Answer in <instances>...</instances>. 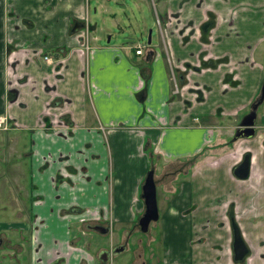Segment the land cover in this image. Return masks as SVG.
I'll return each instance as SVG.
<instances>
[{"label": "crops", "instance_id": "crops-1", "mask_svg": "<svg viewBox=\"0 0 264 264\" xmlns=\"http://www.w3.org/2000/svg\"><path fill=\"white\" fill-rule=\"evenodd\" d=\"M25 1L0 0V117L7 121L0 187L29 188L21 198L31 215L0 205V252L5 239L4 253L19 249L12 243L28 232L33 264H106L75 242L73 226H107L110 219L118 228L134 225L144 210L146 172L156 180L164 169L170 182L156 184L155 196L171 264H234L229 206L248 249L239 264H264V98L253 136L234 138L264 79V0H155L161 48L150 46L143 56L110 38L90 44L49 37L42 48L15 26L17 18L29 26L35 19ZM201 62L217 65L192 69ZM183 64L185 89L173 94L168 66L180 77ZM246 153L248 176L239 180L231 171ZM108 166L117 175L111 184ZM218 179L231 190L220 201L211 189ZM182 183L198 201L187 214L176 188ZM15 214L17 222L9 221ZM139 245L141 264H155ZM7 261L0 255V264Z\"/></svg>", "mask_w": 264, "mask_h": 264}, {"label": "rangeland", "instance_id": "rangeland-1", "mask_svg": "<svg viewBox=\"0 0 264 264\" xmlns=\"http://www.w3.org/2000/svg\"><path fill=\"white\" fill-rule=\"evenodd\" d=\"M24 4L34 9L33 17L35 19H29L31 24V26H29L27 25L28 23L22 22L21 18H17L15 26L20 28L18 32L21 35H33L35 37L34 39L39 42L42 48H44V44H46L49 37H51L54 42L76 39L83 43L88 39L90 44H96L97 42V44H106V39L110 38L109 44L125 45L128 44L126 42H130L131 46H136L137 44L142 46V44L146 42L148 31H150V46L158 45L159 48H161V40L158 34V25L156 23V19L158 21L157 17H161V10L155 0H26ZM252 10L255 9L253 8ZM36 20L48 21L47 27H45L44 24H38ZM74 28L75 31L73 32ZM203 68L201 70H203ZM207 69H210V67L207 66ZM26 139L28 140V137ZM25 150L26 149H24V151ZM17 160V155H14L11 162L16 163ZM154 163L156 164V161H154ZM0 166H3L1 152ZM162 171L156 172L155 176L158 175L160 177L161 175V179L159 177L156 179L158 180L156 184L159 187L166 188L170 182V176L164 169ZM107 175H109V184L112 183V179L117 178L116 172H111L109 166ZM187 180H189V177H187ZM212 184L213 186L211 189L215 188L213 191L215 190L214 197L216 201L223 200L225 195L231 191L230 187L220 179L216 182L214 181ZM220 184L222 185L221 188H219ZM182 185L183 183L179 187L176 185V188L178 189V193L181 194L180 200L181 203L185 204L184 212L187 214L188 211L197 206V195H192L187 185L184 188H182ZM19 192L20 194L23 192V194L20 195ZM26 195L28 197L30 196L29 188L21 189V187L13 186L7 189L0 187V205L8 202L11 211L17 212L22 209L25 211L26 219H29L31 214L28 201L26 200L27 206L25 208V204L22 202L21 198ZM166 197H168V200L171 199V196L166 195ZM155 198L158 214H161V196H158V191ZM19 199L22 203L19 202ZM165 203L168 204L170 201ZM13 217L15 218L9 221L17 222V215L15 214ZM109 222V225L107 224L105 227H110V231L105 235H99L86 228V225L90 223L80 221L73 226L74 232L72 236H74L73 238L76 243L79 245L84 244L88 252L93 254L96 258L104 254L107 258V260L104 261L106 264H141L139 255L141 249L140 243L144 246L146 256L144 260L146 262L148 259L147 257L150 258V255H152L153 257L151 260H153L155 264H171V244L165 240V237L161 233L160 220L150 223L145 233H140L137 224L133 225L131 223L132 221H124L127 223L128 227L122 224L120 228H118L119 225H117V222L111 219ZM135 222H137V220H135L134 223ZM129 226H131V231L124 232V234L119 237L118 233H121L122 229L126 227L129 231ZM75 232H77V235H74ZM29 235L30 233L28 232H25L24 235H20L18 239L19 242L14 241L12 243V245H19L20 248L7 251V253L3 252L5 249L8 250V240L5 239L4 245L6 247H3L0 252L3 262L4 260H10L7 261V263L33 264L30 257L28 260ZM118 247H121V250L118 253H114L113 250ZM132 247L134 252H132ZM150 248L153 249L151 252H149ZM111 252L112 255L110 256ZM198 253H202L200 248ZM173 254L178 256L177 251ZM97 261L102 263V261L98 259Z\"/></svg>", "mask_w": 264, "mask_h": 264}, {"label": "water", "instance_id": "water-1", "mask_svg": "<svg viewBox=\"0 0 264 264\" xmlns=\"http://www.w3.org/2000/svg\"><path fill=\"white\" fill-rule=\"evenodd\" d=\"M149 33L147 43H149ZM264 98V79L261 83L259 96L255 102L250 106V112L245 115L239 122V127L236 129L234 138H250L254 133V120H255V109L262 102ZM248 173V155H244L242 160L232 169V175L239 180L245 179ZM140 197L143 201L144 211L141 217L137 220V226L141 233L147 231L148 224L157 220V207L155 201V187L152 180V172L148 171L145 175L141 186ZM232 242L231 250L233 254V261L237 262L243 259L246 255V248L241 241L236 226L231 223ZM93 230L99 234H106L107 229L95 226Z\"/></svg>", "mask_w": 264, "mask_h": 264}, {"label": "flooded vegetation", "instance_id": "flooded-vegetation-1", "mask_svg": "<svg viewBox=\"0 0 264 264\" xmlns=\"http://www.w3.org/2000/svg\"><path fill=\"white\" fill-rule=\"evenodd\" d=\"M158 18V21H157V19H156V23H157V25H158V34H159V37H161V19L159 18V17H157ZM159 20H160V22H159ZM208 20H206L205 21V23L207 22ZM204 23V24H205ZM208 23V22H207ZM77 28V27H76ZM75 31V28L73 29V32ZM147 39H148V33H147V38H146V42L145 43H143L142 44V46H143V48H142V51H141V53H140V55H137V54H135V50H134V48L136 47H133V55L134 56H143L144 55V53L146 52V51H148L150 48V33H149V43H147ZM44 58H46L47 59V61H45L44 60ZM43 60L45 61V62H49V58L48 57H43ZM217 63H219V62H217ZM215 65H217L216 64V62L214 63ZM215 65H213V66H211V65H209V64H204V62L202 63H200V65H197L196 67H192V69H194V70H196V71H199L200 69H201V67L203 68V69H205V68H207V66H210V68H212V67H214ZM179 69H181V71H180V77L178 76L177 77V69H174L172 66L170 67V66H168V70H169V72H168V75H169V80H170V83H171V85H172V93L173 94H176V93H178L179 92V90L185 85V83L183 84V81H184V76H185V74L187 73V71L189 70L188 69V67H187V65H182V67H180ZM179 69H178V71H179ZM229 76V78H230V80H232L231 78H232V76H230V75H228ZM179 78H181L180 80H179ZM179 81H180V83H179ZM263 81V80H262ZM182 82V83H181ZM262 83V82H261ZM179 85H180V88H179ZM261 86V85H260ZM182 89H185V88H182ZM260 90V89H259ZM258 96H259V93H258ZM257 96V97H258ZM257 99V98H256ZM255 99V100H256ZM255 100L251 103V105L255 102ZM250 105V106H251ZM261 105V103L258 105V106H260ZM258 106L256 107V109L258 108ZM256 109H255V111H256ZM250 112V107H249V111L245 114V115H247L248 113ZM255 113V112H254ZM244 115V116H245ZM243 116V117H244ZM242 117V118H243ZM241 118V119H242ZM240 119V120H241ZM6 120V119H5ZM194 120L196 121V119L194 118ZM255 121V120H254ZM239 127V126H238ZM6 128H7V121H6ZM254 132H255V129H254ZM254 134V133H253ZM253 136V135H252ZM251 136V137H252ZM247 139V138H246ZM244 155H248V170H249V160H250V155L249 154H244ZM243 155V156H244ZM242 156V157H243ZM242 160V158L240 159V161ZM239 161V162H240ZM236 166V165H235ZM234 166V167H235ZM149 171H151L152 172V170H150L149 169ZM148 172V171H147ZM231 173H232V171H231ZM247 176H248V173H247ZM247 176H246V178H247ZM234 177V176H233ZM245 178V179H246ZM152 180H153V183H154V187H155V189H156V182L158 181V180H154L153 179V172H152ZM242 180H244V179H242ZM155 201H156V198H155ZM157 207V206H156ZM233 208V207H232ZM144 211V210H143ZM143 214V213H142ZM141 214V215H142ZM157 215H158V213H157ZM227 216H228V218L229 219H231V217L229 216V213H228V211H227ZM232 216H233V213H232ZM141 217V216H140ZM139 217V218H140ZM138 218V219H139ZM158 218V217H157ZM232 220L233 219H231V221H230V224L231 223H233L232 222ZM157 221V220H156ZM156 221H154V222H156ZM150 223H152V222H150ZM149 223V224H150ZM135 224H137V222H135ZM149 224H148V226H149ZM234 224V223H233ZM235 225V224H234ZM95 226H100V227H103V228H106L107 229V233H108V227H105V226H102V225H98V224H94V225H86V228L88 229V230H91V231H94L93 230V227H95ZM236 226V225H235ZM231 228V227H230ZM236 228H237V226H236ZM139 230V229H138ZM147 230H148V227H147ZM238 230V229H237ZM95 233H97L96 231H94ZM140 232V231H139ZM106 233V234H107ZM141 233V232H140ZM238 233H239V231H238ZM97 234H99V233H97ZM100 235V234H99ZM101 235H105V234H101ZM239 236H240V233H239ZM240 238H241V236H240ZM241 241L243 242V240L241 239ZM231 242H232V232H231ZM243 244H244V242H243ZM244 246H245V248H246V250H247V252H246V255L243 257V259L242 260H240V261H237V262H235V261H233V254H232V257H231V259H232V261H233V263L234 264H239V263H241V262H243L246 258H247V255H248V249H247V247H246V245L244 244ZM230 247H231V244H230ZM121 250V247H118V248H116L115 250H113L114 251V253H118L119 251ZM231 253H232V250H231ZM112 255V252L110 253V256ZM99 258H102V260L104 261V260H106L107 258H106V256L104 255V254H102L101 256H99ZM98 258V259H99ZM100 260V259H99Z\"/></svg>", "mask_w": 264, "mask_h": 264}, {"label": "built area", "instance_id": "built-area-1", "mask_svg": "<svg viewBox=\"0 0 264 264\" xmlns=\"http://www.w3.org/2000/svg\"><path fill=\"white\" fill-rule=\"evenodd\" d=\"M142 48L143 46L137 44L136 47L134 48L135 54L140 55ZM44 60L47 61L46 58H44ZM5 129H6V120L4 117H0V130H5Z\"/></svg>", "mask_w": 264, "mask_h": 264}, {"label": "trees", "instance_id": "trees-1", "mask_svg": "<svg viewBox=\"0 0 264 264\" xmlns=\"http://www.w3.org/2000/svg\"><path fill=\"white\" fill-rule=\"evenodd\" d=\"M228 213H229V216H230V217H231V219H232V206H229Z\"/></svg>", "mask_w": 264, "mask_h": 264}]
</instances>
